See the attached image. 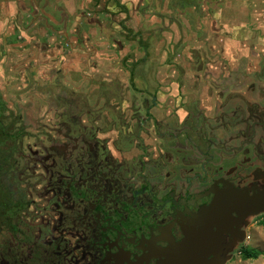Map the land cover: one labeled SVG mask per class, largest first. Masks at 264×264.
Wrapping results in <instances>:
<instances>
[{
  "label": "flooded vegetation",
  "instance_id": "flooded-vegetation-1",
  "mask_svg": "<svg viewBox=\"0 0 264 264\" xmlns=\"http://www.w3.org/2000/svg\"><path fill=\"white\" fill-rule=\"evenodd\" d=\"M193 1L166 16L163 52L150 32L121 28L98 64L88 45V59L64 66L65 53L57 55L74 45L60 32L65 43L50 59L57 69L13 67V78L4 60L16 47L25 54V42L4 44L0 76L32 102L39 129L27 147L0 95V264H225L250 219L264 221V211H231L222 230L199 221L223 191L264 190V32H245L242 6L245 17L232 19L235 50L218 32L226 2ZM201 32H211L203 49L191 44L205 42ZM143 36L141 50L124 44Z\"/></svg>",
  "mask_w": 264,
  "mask_h": 264
},
{
  "label": "rangeland",
  "instance_id": "rangeland-1",
  "mask_svg": "<svg viewBox=\"0 0 264 264\" xmlns=\"http://www.w3.org/2000/svg\"><path fill=\"white\" fill-rule=\"evenodd\" d=\"M180 1L184 3V0H170V2L174 4L172 9L176 12L180 8ZM216 1L218 2V9H221V3L226 2L224 6L225 16L222 18L223 22L218 32H222L224 39L234 44L235 50L237 49L236 44L238 43V41H240V38H238V36L231 32H233L232 30L236 28L235 25L238 26L240 24H235L232 19H234V21L236 22H239V19L243 18L244 14H242V6L247 7L249 14L248 21L245 24H243V22L241 23L244 25V27L242 28L245 30V32H264V5L263 3H261L262 0H233L234 4L230 0ZM73 2L77 8V12L73 17H71L70 20H67L68 22L66 27L68 30L67 40L71 41V44L74 45V48L69 49V47H67L66 51H71L74 55L69 58L71 55H68V52H66L63 58H69L73 61L77 60V62L82 60L83 62L85 58L88 59V53L86 52L88 49H86V47L90 45L93 46V48L90 47L93 52H90L89 55L94 56L93 59H91V62H95L96 64L99 63L102 54H110L104 49L109 50L108 46L113 41L112 38L115 39L116 32L120 31L121 28L123 32H146L145 22L146 16L148 15L146 12L147 9L150 8L153 9V11L158 10L159 13L157 11H154V13L157 14H160L162 9V2H159V0H153L152 2H148V0H73ZM193 2L200 4L203 3L204 0H194ZM135 11L136 13H138L137 15ZM97 17H100L102 19L109 17L111 18V22H109L111 25L108 22L104 23V26L106 28L109 27L115 30V32L113 30L105 31V34H108L109 36L110 34H112L109 40H104V32L91 31L89 33V25L92 24L93 18ZM87 22H89L90 24L88 25ZM113 23L116 24L115 27L112 26ZM155 24H157V22H155ZM95 27L97 28V26ZM247 27L250 30H248ZM57 28L58 27H56V29ZM70 29L73 30L70 31ZM88 35L92 36L91 39H89L90 41H92V43L86 41L85 38H87ZM19 36L25 37L24 39L19 40ZM63 37L64 36H60L57 38V41H53L52 43H50V41L48 40V36L45 35V32H32L29 33V35H23L21 33L18 34V32H11L10 36L7 37L5 43L7 42L11 45H16L17 43H20L19 45H17L20 46L23 40L24 42L28 40V42H26L25 44V54L21 52L19 53L18 48L16 47L15 51L10 52V54L8 55L9 60L5 57L6 60H4L5 63L4 67L2 68V70L6 72L4 76L7 77L9 72L8 77H17V73H13L11 68L14 67V70H17L18 67H23L24 65L27 68V72L30 73L31 71L36 70L33 69V66L35 64L40 66V68H37V74L39 73V71L40 74L47 73V71H49L48 61L52 58L48 50L50 48L55 49V45H57L58 42L62 43L63 45L65 43ZM144 38V36L143 38H139L137 42L133 43V45L130 46L128 43L130 39L129 37H127L125 38L124 44L127 46L128 49H134V47L136 46L138 47V50H141L146 45V40ZM116 39L118 38L116 37ZM113 45L114 42L112 43V46L110 45V47L112 48ZM3 46L4 43L0 45V50L3 49ZM126 46L124 47L125 51H129ZM66 55H68V58L66 57ZM57 56L60 57V53ZM127 59L128 57H125L124 61H126ZM28 66H32V68L29 69ZM1 72L3 74V71ZM2 78L3 77L0 76V95L4 98V102L12 110L8 118L10 121H14L13 123L20 124L21 129L25 130V132L28 134L27 138H25V141L29 142L26 144V146L30 147L33 144L32 142L34 140H37L34 135L37 134L39 129L36 127V121H34L35 117L31 114L30 111L33 108V104L32 102H24L21 96L17 97V86L14 81H6ZM132 96L133 95H128V97H126L127 100L123 104L124 107L127 108V106L132 103ZM97 104H99V101H97ZM89 106H93V101L90 102ZM47 112L44 111L42 115L46 116ZM32 122L34 123L33 125L31 124ZM261 218L262 217H256L254 219H250L245 229L247 238L245 239L243 245L250 246L251 248L258 250L261 253L259 257L255 260H243L239 255V249L238 251L233 250L232 255L227 260H225V264H264V221L260 220Z\"/></svg>",
  "mask_w": 264,
  "mask_h": 264
},
{
  "label": "crops",
  "instance_id": "crops-1",
  "mask_svg": "<svg viewBox=\"0 0 264 264\" xmlns=\"http://www.w3.org/2000/svg\"><path fill=\"white\" fill-rule=\"evenodd\" d=\"M153 0H148V2H152ZM185 3H182L180 1L179 6H185L188 7V1L185 0ZM159 2H162V9L160 14L154 13L153 9H147V16H146V31L150 32L151 35V45L156 46V50H161V52L164 51L162 47L164 46L163 37L167 35L166 26L168 23L166 22V16L172 15L175 11L170 7L168 4L170 0H159ZM167 8H165V7ZM77 12V8L74 5L73 0H0V39L5 40L7 37L10 36L11 32H18V34L23 35H29V33L32 32H45V35L48 36V40L50 43L53 41H57V38L60 36V32H65L67 34V20L71 19ZM169 12V13H168ZM182 12L184 14L188 13L187 8L182 9ZM136 13V11H135ZM159 13V12H158ZM180 13V12H179ZM138 13H136L137 15ZM174 16V15H172ZM181 17L186 21L188 20L186 15H181ZM137 18V16H136ZM200 19V18H199ZM214 19V18H213ZM60 21V22H59ZM161 21V22H160ZM189 21V20H188ZM211 21H213L211 19ZM157 22V24H155ZM61 23V25H60ZM88 25L90 24L87 22ZM187 23V21H186ZM97 26V28L95 27ZM56 27H58L56 29ZM90 28H88V31H96V32H102L106 31L103 27V19L100 17L93 18L92 24L89 25ZM187 28H184V30ZM73 29H70L72 31ZM159 32L161 33V38L159 36ZM198 33V32H197ZM204 33L205 36V42L200 41L199 44L194 43L193 40L191 44H195V47L200 49H203L204 45L206 44L207 37L211 32H201ZM187 34V40L190 38L189 32H186ZM62 34L61 36H63ZM198 35V34H197ZM195 38L196 36H192L191 39ZM161 40V41H160ZM28 42V40H26ZM25 42V44H26ZM56 43V42H54ZM8 46H5L8 51L9 49H12V45L9 43H4ZM58 45L62 48V43L58 42ZM49 46V45H48ZM152 46V47H153ZM163 50V51H162ZM2 52H5L6 50L2 49L0 50ZM50 56L54 54V51L52 48L49 50ZM153 51V50H152ZM151 51V52H152ZM187 51V50H186ZM69 52V51H63L60 50V57L62 58V54ZM186 53V52H185ZM71 56L74 55L73 52L69 53ZM57 55V52L55 53ZM68 58V56H67ZM162 58V57H161ZM62 61L64 66H69V64L72 66V62L69 59H59ZM174 61H178L177 58ZM161 62H164V59H161ZM49 65H53L55 69L59 67V61L58 60H49ZM146 63H149L147 61ZM148 65V64H146ZM36 68H40V66L36 65Z\"/></svg>",
  "mask_w": 264,
  "mask_h": 264
},
{
  "label": "water",
  "instance_id": "water-1",
  "mask_svg": "<svg viewBox=\"0 0 264 264\" xmlns=\"http://www.w3.org/2000/svg\"><path fill=\"white\" fill-rule=\"evenodd\" d=\"M231 191V190H230ZM231 211L238 217L255 215L264 211V190L252 196L243 191H223L217 195L210 206L203 208L198 217L205 226L214 224L219 230L226 229L233 222Z\"/></svg>",
  "mask_w": 264,
  "mask_h": 264
},
{
  "label": "trees",
  "instance_id": "trees-1",
  "mask_svg": "<svg viewBox=\"0 0 264 264\" xmlns=\"http://www.w3.org/2000/svg\"><path fill=\"white\" fill-rule=\"evenodd\" d=\"M260 254L261 253L258 250L251 248L250 246H243L239 250V255L243 260H255Z\"/></svg>",
  "mask_w": 264,
  "mask_h": 264
}]
</instances>
